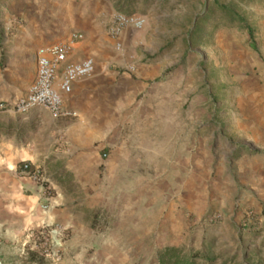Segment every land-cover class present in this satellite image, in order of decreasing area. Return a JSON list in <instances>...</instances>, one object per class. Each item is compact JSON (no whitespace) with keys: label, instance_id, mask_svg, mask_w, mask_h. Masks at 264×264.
<instances>
[{"label":"crops","instance_id":"0c3cea01","mask_svg":"<svg viewBox=\"0 0 264 264\" xmlns=\"http://www.w3.org/2000/svg\"><path fill=\"white\" fill-rule=\"evenodd\" d=\"M1 9L0 103L5 107H0V196L15 217L13 225L4 228L7 244L15 247L27 229L58 223L66 235L59 264H95L100 253L127 264L133 241L149 245L157 261L159 248L180 242L190 232L199 165L206 168L215 157L229 178L249 184L242 189V203L264 196L262 59L247 51L245 66L255 67L256 73L241 79L233 126L223 132L228 147L216 153L214 129L199 124L192 102L196 93L189 94V106L183 107L187 98L182 102L175 87L168 91L177 79H165L161 83L166 90L157 92L153 79H142L146 72L141 68L120 69L125 50H117L115 38L107 33L117 12L110 0H8ZM135 31L122 32L124 48ZM71 32L83 37L74 42L66 61H94L90 75L61 92L63 108L75 115L54 118L41 107L14 112V100L35 78L37 50L65 40ZM122 109L129 110L124 115L129 128L124 130L119 126ZM23 162L40 167L45 181L31 180L20 169ZM138 167L145 170L138 172ZM139 178L150 181L149 190L144 204L133 211L138 190L132 182ZM168 179L178 181L176 188H167ZM170 193L180 206L177 217L176 212L164 213ZM99 211L115 216L104 231L95 222ZM241 223L246 224L245 219ZM255 224L264 226V216ZM0 258L6 255L0 253Z\"/></svg>","mask_w":264,"mask_h":264},{"label":"rangeland","instance_id":"374dc122","mask_svg":"<svg viewBox=\"0 0 264 264\" xmlns=\"http://www.w3.org/2000/svg\"><path fill=\"white\" fill-rule=\"evenodd\" d=\"M110 1L114 11L137 12L145 17L143 28L135 31L129 44L122 48L125 52L120 57V69L130 72L141 68L146 72V78L142 79H153L157 92L166 90L161 83L165 79H177L176 85L170 86L168 91H174L175 87L177 93H182V102L187 98L183 107L189 106V94L196 93L197 97L192 102L198 109L199 124L204 123V128L215 131L216 146L212 150L216 153L226 150L228 146L223 144V132L233 126V113L236 114L238 109L236 93L241 79L256 73L255 67L247 69L245 66L250 59L247 51L264 62V0ZM6 2L8 0H0V18L3 17L1 13L4 14L1 8ZM221 5L243 17L245 24L227 20ZM3 22V18L0 19V39ZM195 26L199 36L191 37ZM128 112V109L121 110L119 126L123 130L129 128V122L124 118ZM167 161L173 159L167 156ZM213 161L206 168L199 165V196L196 213L191 217L193 223L185 238L173 245L186 251H202L215 258L212 264H264V226L255 224L258 217L264 216V196L248 202V205L247 202L242 203V189L246 190L245 186L249 184L238 181L236 177L229 178L219 159L215 157ZM137 170L140 172L145 167ZM149 182L142 178L132 182L134 191L138 190L132 204L133 211L146 201ZM177 183V180L166 181L167 188H176ZM176 199L173 193L167 196L164 213H175L179 209ZM4 205L5 200L0 196V253L6 255V258H0V264H59L64 256L65 232L63 236L57 234V240L52 241L48 231L54 228V224H42L23 231L17 237L15 247L9 245L2 237L4 228L12 226L15 217ZM238 211L240 213L236 214ZM138 217L136 222H141ZM95 218L101 231L115 220L112 213L105 211L97 212ZM244 219L246 224L241 223ZM31 250L45 262L29 260L28 252ZM152 250L141 241L129 243L127 264H158L153 260ZM97 257L95 264H117L104 254Z\"/></svg>","mask_w":264,"mask_h":264},{"label":"built area","instance_id":"2783aa9c","mask_svg":"<svg viewBox=\"0 0 264 264\" xmlns=\"http://www.w3.org/2000/svg\"><path fill=\"white\" fill-rule=\"evenodd\" d=\"M144 24L145 17L140 13L117 11L112 16L107 33L115 38V48L122 50L123 43L120 39L122 32L126 28L139 30L143 28ZM82 37L80 32H71L65 40L48 44L37 50L35 78L27 92L14 100L11 108L14 112L26 113L34 107H41L54 118L75 115V112L63 108L61 92H69L75 79L88 76L94 70V61L91 57H85L76 62L66 61L74 42ZM129 69L133 70V67ZM0 107L4 108L5 106L0 103ZM20 169L22 172H27L29 178L36 183L45 181L42 170L38 166L30 168L29 163L23 162ZM43 207L46 208L47 205H43ZM48 233L53 241L57 240V234L63 236L64 229L60 224L55 223L54 228Z\"/></svg>","mask_w":264,"mask_h":264},{"label":"trees","instance_id":"16d2710c","mask_svg":"<svg viewBox=\"0 0 264 264\" xmlns=\"http://www.w3.org/2000/svg\"><path fill=\"white\" fill-rule=\"evenodd\" d=\"M220 9L225 11L227 20L239 21L240 23H244L243 17L235 13L233 10L229 9L226 5H221ZM120 12L131 13L130 11L129 12L120 11ZM248 30L251 33V29L249 27ZM196 32L197 29L195 26L194 31L191 32V37L193 35L198 37L199 35H196ZM28 258L29 260L38 259L40 263L45 262V259L42 258L41 256L37 257L36 252L33 250L28 252ZM214 259H215L214 257L207 256V254H205L202 251H186L183 247L175 246V245H166L160 248L157 252L158 264H212Z\"/></svg>","mask_w":264,"mask_h":264}]
</instances>
